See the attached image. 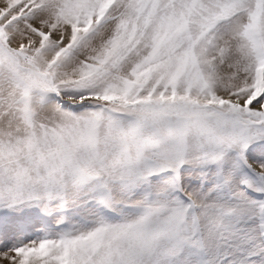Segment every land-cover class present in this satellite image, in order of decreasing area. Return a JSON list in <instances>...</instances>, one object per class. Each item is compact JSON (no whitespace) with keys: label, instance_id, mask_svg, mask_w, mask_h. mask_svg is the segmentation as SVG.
Segmentation results:
<instances>
[{"label":"snow or ice","instance_id":"snow-or-ice-1","mask_svg":"<svg viewBox=\"0 0 264 264\" xmlns=\"http://www.w3.org/2000/svg\"><path fill=\"white\" fill-rule=\"evenodd\" d=\"M0 264H264V0H0Z\"/></svg>","mask_w":264,"mask_h":264}]
</instances>
